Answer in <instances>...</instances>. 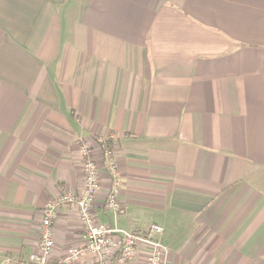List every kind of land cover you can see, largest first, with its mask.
<instances>
[{"label": "crops", "instance_id": "0c3cea01", "mask_svg": "<svg viewBox=\"0 0 264 264\" xmlns=\"http://www.w3.org/2000/svg\"><path fill=\"white\" fill-rule=\"evenodd\" d=\"M83 144L100 222L160 224L168 264H264V0H0V264L81 192ZM53 239L83 244L76 208Z\"/></svg>", "mask_w": 264, "mask_h": 264}, {"label": "built area", "instance_id": "2783aa9c", "mask_svg": "<svg viewBox=\"0 0 264 264\" xmlns=\"http://www.w3.org/2000/svg\"><path fill=\"white\" fill-rule=\"evenodd\" d=\"M83 157V188L78 195L65 193L48 201L42 208L36 249L24 264H168V247L162 240L164 228L152 223L146 230H125L100 222L95 216V200L100 187L99 171L89 145L81 146ZM111 185L104 199V208L116 215L120 210L118 195L121 177L111 150L106 149ZM62 205L74 207L80 219L83 244L70 248L65 255L52 259L54 249L53 223Z\"/></svg>", "mask_w": 264, "mask_h": 264}, {"label": "rangeland", "instance_id": "374dc122", "mask_svg": "<svg viewBox=\"0 0 264 264\" xmlns=\"http://www.w3.org/2000/svg\"><path fill=\"white\" fill-rule=\"evenodd\" d=\"M154 215V214H153ZM151 219V214L145 215V217L143 218V220H141L143 223H149Z\"/></svg>", "mask_w": 264, "mask_h": 264}, {"label": "trees", "instance_id": "16d2710c", "mask_svg": "<svg viewBox=\"0 0 264 264\" xmlns=\"http://www.w3.org/2000/svg\"><path fill=\"white\" fill-rule=\"evenodd\" d=\"M102 144H103V146H104L105 148H107V149H110V148H111V146H110L108 140L103 141Z\"/></svg>", "mask_w": 264, "mask_h": 264}]
</instances>
